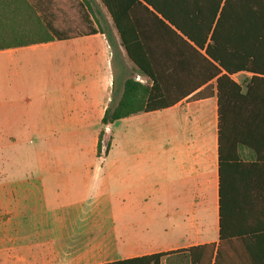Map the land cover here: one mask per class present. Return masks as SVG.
Masks as SVG:
<instances>
[{
    "label": "crops",
    "instance_id": "1",
    "mask_svg": "<svg viewBox=\"0 0 264 264\" xmlns=\"http://www.w3.org/2000/svg\"><path fill=\"white\" fill-rule=\"evenodd\" d=\"M32 1L41 15L36 4L44 1ZM29 6L0 0V158L16 144L54 143L55 130L70 129L68 138L71 129L102 124L128 78L153 85L129 60L111 18L105 30L94 23L64 41L37 42V20L25 22ZM130 65L135 76L124 78L120 69ZM173 82L180 94L192 87L187 76ZM190 93L168 109L102 125L108 155L97 156V138L93 161L80 167H50L49 155L38 168L1 164L0 224L9 228H0V264H115L218 244L215 81ZM238 154L255 160L247 148Z\"/></svg>",
    "mask_w": 264,
    "mask_h": 264
},
{
    "label": "trees",
    "instance_id": "2",
    "mask_svg": "<svg viewBox=\"0 0 264 264\" xmlns=\"http://www.w3.org/2000/svg\"><path fill=\"white\" fill-rule=\"evenodd\" d=\"M101 3L129 60L153 84L144 86L128 78L117 105L105 111L103 126L131 115L168 109L212 81L218 100V244L115 264H160L166 256L178 258H170L168 264H264V0ZM37 20L43 37L34 41L67 39ZM107 38L113 46L109 33ZM239 74L250 75L245 88L233 79ZM180 76H187L192 85L182 94L173 82ZM240 147L253 153V163L240 159Z\"/></svg>",
    "mask_w": 264,
    "mask_h": 264
},
{
    "label": "rangeland",
    "instance_id": "3",
    "mask_svg": "<svg viewBox=\"0 0 264 264\" xmlns=\"http://www.w3.org/2000/svg\"><path fill=\"white\" fill-rule=\"evenodd\" d=\"M40 1V0H39ZM43 4H36L37 11L42 12L41 15H37L34 11V15L26 14L25 22H29L30 18L32 21L40 19L41 23L51 25L54 29L62 33L65 37L68 36L70 31H74L80 34L82 31L90 30L94 26V23L101 29H106V23L109 21V14L102 5L100 0H43ZM28 2V0H27ZM36 3L35 1H32ZM30 4L28 3L27 6ZM13 8L15 6H12ZM26 9V8H25ZM45 9V10H44ZM46 14H44V12ZM23 17V18H24ZM14 18H10V24H13ZM19 19V18H18ZM108 19V20H107ZM19 21V20H18ZM38 21V20H37ZM39 23V21H38ZM40 24V23H39ZM101 25V26H100ZM42 25L40 24V27ZM3 27H10L5 24ZM39 28V25H38ZM42 28V27H41ZM39 30V29H38ZM37 30V32H38ZM38 32V36L35 39H40L43 36ZM133 66H123L120 72L124 78L134 75ZM250 78L247 74H239L233 77V79L245 88L248 79ZM70 129L55 130L60 132L56 133V138L53 142H36L35 144H16L12 148L4 150L2 153V159L0 158L1 164L7 169H20V168H38L41 166L38 162V158L44 155H49L50 167H80L83 164L90 162L93 158L90 155H94V149L97 142V138L101 132H103L101 138V152L99 157H104L106 149L110 145V131L106 132V128L102 127L99 121H92L87 127L71 129L73 132L66 138V134ZM53 141V140H51ZM12 146V145H11ZM76 155L78 158L76 160ZM2 160V161H1ZM6 160V161H5ZM96 163L93 165L94 171L100 167L99 159L94 160ZM73 164V165H72ZM11 226V225H10ZM0 228H9V225L0 224Z\"/></svg>",
    "mask_w": 264,
    "mask_h": 264
},
{
    "label": "built area",
    "instance_id": "4",
    "mask_svg": "<svg viewBox=\"0 0 264 264\" xmlns=\"http://www.w3.org/2000/svg\"><path fill=\"white\" fill-rule=\"evenodd\" d=\"M136 80L141 83L143 82V80H141L139 77H137Z\"/></svg>",
    "mask_w": 264,
    "mask_h": 264
}]
</instances>
